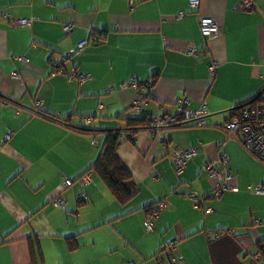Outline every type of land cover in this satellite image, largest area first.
I'll return each mask as SVG.
<instances>
[{
	"label": "crops",
	"instance_id": "crops-1",
	"mask_svg": "<svg viewBox=\"0 0 264 264\" xmlns=\"http://www.w3.org/2000/svg\"><path fill=\"white\" fill-rule=\"evenodd\" d=\"M243 1L200 0L192 10L189 0H0V264H174L161 248L168 240H177L168 251L175 264H254L264 193L250 186L264 183V163L236 139L225 140L223 129L231 110L264 85V0L242 9ZM202 17L221 34L203 35ZM21 18L31 22L12 24ZM84 40V50L65 60ZM71 72L88 77L70 79ZM154 74L150 96L132 84ZM137 100L154 116L203 103L208 113L202 126L143 128L121 142L135 192L121 205L85 173L105 129L123 124L117 115L139 114ZM89 115L96 116L90 128L101 130L71 126ZM195 146L198 153L176 173L173 152ZM222 155L235 189L217 197V180L203 167ZM149 205L160 208L153 230L145 225Z\"/></svg>",
	"mask_w": 264,
	"mask_h": 264
},
{
	"label": "built area",
	"instance_id": "built-area-1",
	"mask_svg": "<svg viewBox=\"0 0 264 264\" xmlns=\"http://www.w3.org/2000/svg\"><path fill=\"white\" fill-rule=\"evenodd\" d=\"M200 0H189V7L192 10H195L199 7ZM254 2L252 0H245L241 4V8H253ZM240 8V7H239ZM184 12H180V16L184 15ZM31 22V18H21L16 19L12 22L14 26H23L27 25ZM200 27L203 35H205L208 38H213L216 36H219L221 34V27L220 25L214 21L210 17H202L200 19ZM65 31L70 32L72 29L71 24H66L64 26ZM87 41H82L79 43V45L76 47L75 50H73L71 53H69L67 56H65V60H68L70 56L73 53H81L84 48L86 47ZM189 51L196 55L199 52L195 47H191ZM211 72L213 73L216 68V64L212 63L209 66ZM63 71V70H59ZM15 74V73H13ZM70 79H79L81 81H84L88 75L84 74H77L76 72L70 73ZM17 77H19L17 75ZM149 84L153 82L152 76L148 79ZM132 84L135 87H140V83L136 79L132 81ZM128 85L127 82H122L120 84L121 88H126ZM114 88L110 89L109 91H112ZM135 107L141 111L140 102L137 100L134 103ZM207 114V105L203 103L198 109L192 110V109H184L182 110L183 120L189 121L191 119H198L199 118V124L203 125L205 123L203 117ZM148 119L152 120V127L151 129L155 132H158L162 129V127L177 122V116H170L166 114H159L156 116H150L147 115ZM91 117L83 116L79 120V124L82 126L90 125L91 124ZM223 129L226 133L227 139H236L242 145L255 157H257L261 162L264 163V91L261 94L260 98L255 103H248L245 104L239 112L229 121H227L223 125ZM11 133L7 135V137H10ZM95 142L97 140L95 139ZM225 141L218 142V146H223ZM198 152V147H191L188 149L175 151L173 152V159H174V169L176 173H181L184 170V167L186 165L187 160L195 155ZM228 161L227 155H222L221 157L217 159H212L205 163L203 169L210 175L211 177H214L217 180V186L215 188V196L219 197L221 196L225 191L227 190H234L235 187L232 184V178L233 174L231 171V168L226 165V162ZM218 163V165H217ZM84 182L89 181V176H84L82 178ZM65 183L69 185L72 183L71 179H65ZM251 189H253L257 193H264V183L258 182L250 186ZM191 196H196V194H192ZM60 203V202H59ZM58 204V201L56 202ZM168 202L166 199L162 200L160 202V207H163L167 205ZM159 208V207H158ZM159 216L158 211L153 210L150 213L147 214L145 218V225L148 230L154 229V220ZM220 236L219 232H215L213 234V237L216 238ZM177 240H168L161 248L162 251H167L168 258L176 262V255H174L172 252V249L176 247ZM133 264V263H130ZM158 264H164L162 260L158 261Z\"/></svg>",
	"mask_w": 264,
	"mask_h": 264
},
{
	"label": "trees",
	"instance_id": "trees-1",
	"mask_svg": "<svg viewBox=\"0 0 264 264\" xmlns=\"http://www.w3.org/2000/svg\"><path fill=\"white\" fill-rule=\"evenodd\" d=\"M84 41H87V40H84ZM86 45H87V43H86ZM58 70H63V69L60 67ZM156 77H157L156 74H154L152 76V78L154 80L150 84H149L148 80L143 81V83L140 82V87H138V88L139 89L145 88V90H146L145 94L147 96H150L152 94V91H153V88L155 85ZM263 91H264V85L262 86L261 90L257 94H255L253 97H251L250 99L236 105L231 110L230 117L225 121V123L227 121H229L230 119H232L245 104L255 103L260 98ZM134 107H135V105H133V108ZM40 110L41 111H39V113L46 116V117L54 118L57 120L62 119L61 117L59 118L58 116H56L54 113H51V112L43 110V109H40ZM138 112H139V114L135 115V116H130V115H126V114L117 115L116 118H118L119 121H123V124L121 126H118V127L105 129L106 135H105V139L103 142L102 151H101L98 159L95 161V163L92 164L91 167L88 169V171L85 173V174H88V173L93 172L102 181V183L109 189V191L113 194L114 198L121 205L128 203L135 196V192H133L132 189L129 187V183L132 182L133 176H132L131 170L129 169L127 164L122 160L121 156L119 155V146H120L121 142H123V140L128 139V138L133 139L135 133H137L139 130H141L143 128L151 129V127H152V120L148 119L147 115H150V116L151 115L154 116V115L151 113L145 112L143 110H141V111L138 110ZM206 115L203 117L204 121H205ZM176 116H177V122L170 123L169 124L170 126L171 125H189V124L202 126L198 123L199 118L198 119L193 118L189 121H186V120H183L182 114L176 115ZM81 117H83V116H81ZM86 117H91V119H92L91 123L96 121L95 115L94 116L89 115ZM68 125H70V124H68ZM71 126H73L75 129L82 131V132H94L95 133L98 130H101V129L90 128L91 125L82 126L79 124V122H78V125H74V124L72 125L71 124ZM198 151H199V148H198ZM193 156H191V157H193ZM186 165H187V162H186ZM186 165H185V167H186ZM185 167H184V169H185ZM81 178H83V177H81ZM65 185H67V184L65 183ZM69 185H71V183ZM69 185H67V186H69ZM82 198H84V197L81 196L79 198V201H83ZM159 209L160 208L153 206V205H149L146 207V211L148 213H150L153 210H155V211L157 210L158 214H159ZM67 244H68L70 250L71 249L74 250L78 245L76 237L68 238ZM34 248L35 247L32 245L29 248L33 262H34V257H35ZM257 250L259 253V258L254 260V264H259L258 261H261L264 263V239L259 240L257 242Z\"/></svg>",
	"mask_w": 264,
	"mask_h": 264
},
{
	"label": "rangeland",
	"instance_id": "rangeland-1",
	"mask_svg": "<svg viewBox=\"0 0 264 264\" xmlns=\"http://www.w3.org/2000/svg\"><path fill=\"white\" fill-rule=\"evenodd\" d=\"M81 118V117H80ZM80 120V119H79Z\"/></svg>",
	"mask_w": 264,
	"mask_h": 264
},
{
	"label": "water",
	"instance_id": "water-1",
	"mask_svg": "<svg viewBox=\"0 0 264 264\" xmlns=\"http://www.w3.org/2000/svg\"><path fill=\"white\" fill-rule=\"evenodd\" d=\"M175 263H176V262H175ZM175 263H174V264H175Z\"/></svg>",
	"mask_w": 264,
	"mask_h": 264
},
{
	"label": "clouds",
	"instance_id": "clouds-1",
	"mask_svg": "<svg viewBox=\"0 0 264 264\" xmlns=\"http://www.w3.org/2000/svg\"><path fill=\"white\" fill-rule=\"evenodd\" d=\"M224 125V124H223Z\"/></svg>",
	"mask_w": 264,
	"mask_h": 264
}]
</instances>
